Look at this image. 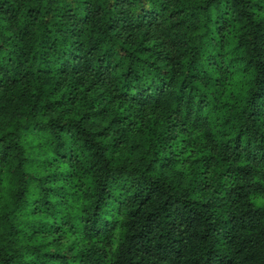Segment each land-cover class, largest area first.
Segmentation results:
<instances>
[{
  "label": "trees",
  "instance_id": "obj_1",
  "mask_svg": "<svg viewBox=\"0 0 264 264\" xmlns=\"http://www.w3.org/2000/svg\"><path fill=\"white\" fill-rule=\"evenodd\" d=\"M0 264H264V0H0Z\"/></svg>",
  "mask_w": 264,
  "mask_h": 264
}]
</instances>
